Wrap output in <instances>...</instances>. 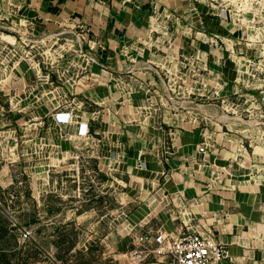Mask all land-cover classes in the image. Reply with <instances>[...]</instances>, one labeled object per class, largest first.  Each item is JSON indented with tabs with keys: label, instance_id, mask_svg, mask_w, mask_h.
<instances>
[{
	"label": "rangeland",
	"instance_id": "1",
	"mask_svg": "<svg viewBox=\"0 0 264 264\" xmlns=\"http://www.w3.org/2000/svg\"><path fill=\"white\" fill-rule=\"evenodd\" d=\"M201 1L227 17L225 32L195 33L188 4L178 15L154 5L138 41L148 52L119 66L87 22L0 0V264H162L145 237L164 221L131 218L151 185L135 186L124 160L136 140L171 157L178 130L198 129L203 160L222 151L228 171L264 183V0ZM159 201L176 231L180 208L169 193Z\"/></svg>",
	"mask_w": 264,
	"mask_h": 264
},
{
	"label": "crops",
	"instance_id": "2",
	"mask_svg": "<svg viewBox=\"0 0 264 264\" xmlns=\"http://www.w3.org/2000/svg\"><path fill=\"white\" fill-rule=\"evenodd\" d=\"M39 3L50 17H70L90 24L97 36L96 48L105 50L107 60L112 59L119 66L130 54L146 51L138 41L148 30L150 19L155 17L154 5H162L169 11L173 9L177 15L185 4L192 6L198 15L194 28L197 34L223 33L221 27L227 20L211 12L212 7L201 0H39ZM215 22L221 26L217 27ZM216 135L221 136L220 133ZM201 141L198 129L183 127L175 138L173 156L162 158L145 153L140 140L132 143L124 158L131 170L132 182L135 185L142 180L151 184L148 190L140 187L137 191L136 199L141 200H135L132 220L145 224L159 215L164 229L174 231L177 224L170 213L173 205L164 204V201L156 203L157 196L166 192L180 208L178 229L188 226L193 230L210 231L225 243L231 264H264V183L247 179L235 170L237 167L228 171L224 165L229 161L221 156L222 151L203 160L199 150ZM217 142L223 149L233 146V143L228 145L229 140ZM142 161L146 162L145 170L138 167ZM232 163L234 165L235 161ZM177 164H180L179 171L171 174L172 167ZM223 262L229 264V259Z\"/></svg>",
	"mask_w": 264,
	"mask_h": 264
},
{
	"label": "built area",
	"instance_id": "3",
	"mask_svg": "<svg viewBox=\"0 0 264 264\" xmlns=\"http://www.w3.org/2000/svg\"><path fill=\"white\" fill-rule=\"evenodd\" d=\"M70 112L59 115L61 123H67ZM85 126V127H84ZM82 136L90 133L89 125L79 128ZM200 147V152L204 151ZM151 244L152 251L163 258L162 264H225L223 261L229 259L225 243L216 239L210 231H200L186 228L176 231L158 230L151 237H145Z\"/></svg>",
	"mask_w": 264,
	"mask_h": 264
},
{
	"label": "bare ground",
	"instance_id": "4",
	"mask_svg": "<svg viewBox=\"0 0 264 264\" xmlns=\"http://www.w3.org/2000/svg\"><path fill=\"white\" fill-rule=\"evenodd\" d=\"M202 108V107H201ZM204 108V107H203ZM221 116V115H220ZM220 116H218V117H220ZM222 117H228L227 115H224V116H222ZM221 117V118H222ZM230 117H232V116H230ZM242 118V117H241ZM227 119V118H226ZM239 119V118H238ZM246 120V119H245ZM251 121V120H250ZM244 122V121H243ZM248 122V121H247ZM255 122V121H254ZM251 123V122H250Z\"/></svg>",
	"mask_w": 264,
	"mask_h": 264
}]
</instances>
